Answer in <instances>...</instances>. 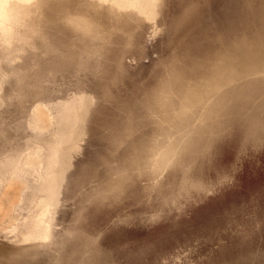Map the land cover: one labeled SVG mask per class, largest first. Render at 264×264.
Masks as SVG:
<instances>
[{"label": "rangeland", "instance_id": "1", "mask_svg": "<svg viewBox=\"0 0 264 264\" xmlns=\"http://www.w3.org/2000/svg\"><path fill=\"white\" fill-rule=\"evenodd\" d=\"M0 264H264V0H0Z\"/></svg>", "mask_w": 264, "mask_h": 264}, {"label": "bare ground", "instance_id": "2", "mask_svg": "<svg viewBox=\"0 0 264 264\" xmlns=\"http://www.w3.org/2000/svg\"><path fill=\"white\" fill-rule=\"evenodd\" d=\"M135 1H137V0H135ZM146 2H148V1H146ZM45 205H46V207H50L51 203L47 202V203H45ZM33 229L38 230V223H35L33 225ZM35 230H33V232H28V234L29 235H33V236L37 235V236L43 237V238H46L48 236V233H49V228L48 227H46V229L44 231H39L38 230L39 233L38 232L36 233Z\"/></svg>", "mask_w": 264, "mask_h": 264}]
</instances>
